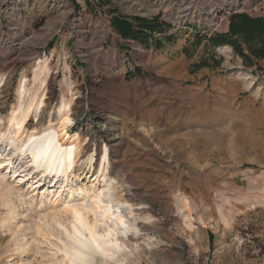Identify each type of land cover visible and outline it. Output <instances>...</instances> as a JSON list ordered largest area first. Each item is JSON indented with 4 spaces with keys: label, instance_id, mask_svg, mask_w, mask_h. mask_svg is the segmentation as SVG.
Here are the masks:
<instances>
[{
    "label": "rangeland",
    "instance_id": "1",
    "mask_svg": "<svg viewBox=\"0 0 264 264\" xmlns=\"http://www.w3.org/2000/svg\"><path fill=\"white\" fill-rule=\"evenodd\" d=\"M72 1L75 8L58 1L23 22L13 0H0V118L5 130L27 78L25 102L44 101L29 130L56 123L62 99L70 102L77 175H91L86 158L109 147L115 197L133 206L141 230L137 247L126 239L125 249L94 264H264V59L253 52L260 42L239 38L245 59L210 40L229 30L232 14L264 17V0ZM133 17L156 18L159 32L141 43L122 37L113 21ZM45 58L41 87L31 81ZM11 153L2 140L0 160L11 157L17 172L0 166V180L18 193L13 209L0 200V264H59L66 235L37 225L42 216L67 220L66 201L91 198L66 188L42 204L51 178Z\"/></svg>",
    "mask_w": 264,
    "mask_h": 264
},
{
    "label": "bare ground",
    "instance_id": "2",
    "mask_svg": "<svg viewBox=\"0 0 264 264\" xmlns=\"http://www.w3.org/2000/svg\"><path fill=\"white\" fill-rule=\"evenodd\" d=\"M48 64V58L38 62L31 83L45 86V77L49 74ZM27 81V78L22 79L18 85L19 103L8 117L5 130L1 127L3 118H0V142L4 140L12 148L11 154L18 155L21 160L29 159L38 174L51 178L50 183L54 184H50L48 189H44L41 193L42 204L46 199L52 203L60 200L61 191L66 188L70 195L77 193L91 198L89 205L66 201L65 209L69 214L67 220H62L61 217L51 220V217L42 216L41 223L37 225L39 232L47 229L46 232L51 233V229L55 226L66 235L67 240H62L60 246L63 256L59 264H94L99 254L112 256L125 249L126 239L136 243L135 240L141 230L138 225L139 217L136 216L130 203L115 197L114 179L108 173L109 147L103 146L99 158H96V152L86 158L85 164L91 175L85 177L77 175L74 169L79 162V134L69 132V127L75 123L70 102L62 99V104L56 110V123L50 121L41 131L29 130L26 123L30 115L32 113L37 115L44 101L41 95H33L27 103L25 102L29 90ZM3 84L4 77L0 76V87ZM0 166H4L7 172L15 174L17 172L13 169L11 157L0 160ZM25 176L23 175L21 180H24ZM2 180H0V200H3L9 209H13L12 195L18 192H14L12 187H4ZM51 188L55 189L50 190ZM18 195L22 201L21 194ZM31 199L35 197L32 196ZM190 215L187 214V218ZM137 245L139 244L136 243L135 246ZM108 261V258H105L101 264H109Z\"/></svg>",
    "mask_w": 264,
    "mask_h": 264
},
{
    "label": "trees",
    "instance_id": "3",
    "mask_svg": "<svg viewBox=\"0 0 264 264\" xmlns=\"http://www.w3.org/2000/svg\"><path fill=\"white\" fill-rule=\"evenodd\" d=\"M113 26L119 31L122 37L134 39L140 43L148 41L155 32H159L157 19L133 17L130 19L117 18L113 21ZM243 37L247 42L258 41L259 47L253 52L258 58L264 59V17H253L247 13L232 14L229 30L224 33H215L210 40L217 46H232L235 51L245 59L248 56L244 53L239 38ZM161 45L158 43V46ZM204 63L198 64V66Z\"/></svg>",
    "mask_w": 264,
    "mask_h": 264
},
{
    "label": "crops",
    "instance_id": "4",
    "mask_svg": "<svg viewBox=\"0 0 264 264\" xmlns=\"http://www.w3.org/2000/svg\"><path fill=\"white\" fill-rule=\"evenodd\" d=\"M58 1L64 5L70 7H76V3L72 0H13V5L16 9V19L30 22L36 20L38 17H42L43 14H47V11L52 9H58ZM46 8V9H44ZM54 9V10H55ZM40 10L37 15L36 12ZM75 12V10H73Z\"/></svg>",
    "mask_w": 264,
    "mask_h": 264
},
{
    "label": "built area",
    "instance_id": "5",
    "mask_svg": "<svg viewBox=\"0 0 264 264\" xmlns=\"http://www.w3.org/2000/svg\"><path fill=\"white\" fill-rule=\"evenodd\" d=\"M212 31L214 32L215 31V28Z\"/></svg>",
    "mask_w": 264,
    "mask_h": 264
}]
</instances>
